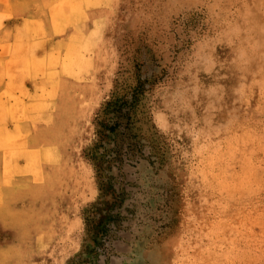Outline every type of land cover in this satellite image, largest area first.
Returning <instances> with one entry per match:
<instances>
[{"label":"rangeland","instance_id":"rangeland-1","mask_svg":"<svg viewBox=\"0 0 264 264\" xmlns=\"http://www.w3.org/2000/svg\"><path fill=\"white\" fill-rule=\"evenodd\" d=\"M88 5L91 28L78 39L62 20L66 50L39 60L33 102L14 98L13 123L50 116L45 133L3 141L0 264H264V0ZM10 62L19 84L24 62ZM137 79L143 158L112 169L110 196L90 160L95 122Z\"/></svg>","mask_w":264,"mask_h":264},{"label":"crops","instance_id":"crops-1","mask_svg":"<svg viewBox=\"0 0 264 264\" xmlns=\"http://www.w3.org/2000/svg\"><path fill=\"white\" fill-rule=\"evenodd\" d=\"M90 0H0V200L5 196V168L8 157L5 153L9 145L3 143L9 135H23L27 131L33 133L34 126L36 132L40 134L44 128L43 118H49L50 114L40 111L36 113L27 111L20 116L19 121L14 123L12 119L16 116L12 112L14 98H18L25 106L33 102V97L45 80L37 77L35 72L39 71L41 58L48 60L50 55H63L66 49H58L55 44L56 35L53 27L58 26L53 21L54 17L62 19L66 24L67 34H71L74 28L73 19H77V34L92 25L96 5H88ZM59 2L63 7L59 9ZM68 2H72L71 6ZM67 7V9H66ZM94 13V14H93ZM52 23V24H51ZM49 24L50 28L49 29ZM87 27V28H88ZM88 28V30H90ZM66 34V35H67ZM68 35V37H69ZM69 40V38H68ZM69 42V41H68ZM67 44V47H70ZM14 60H23L19 64L23 74L20 76L19 84H16L17 65L12 64ZM59 60L52 64V69L60 70ZM25 67V68H24ZM19 87L22 96L16 92ZM56 101V100H55ZM12 102V103H11ZM37 117L36 123H24L32 115ZM19 117V115H18ZM22 118V120H21ZM36 124V125H34ZM47 130V129H46ZM47 132V131H46ZM45 133V132H44ZM24 150L22 153H15L10 157L9 162L12 167V176L20 180L24 176L26 166L27 144L24 140Z\"/></svg>","mask_w":264,"mask_h":264},{"label":"trees","instance_id":"trees-1","mask_svg":"<svg viewBox=\"0 0 264 264\" xmlns=\"http://www.w3.org/2000/svg\"><path fill=\"white\" fill-rule=\"evenodd\" d=\"M143 91L144 84L137 79L129 90L112 94L95 122V139L90 148V160L96 176L101 179L100 190L110 196L115 191L112 185L115 178L110 174L112 169L119 171L122 166L132 165L143 158V144L135 126Z\"/></svg>","mask_w":264,"mask_h":264},{"label":"bare ground","instance_id":"bare-ground-1","mask_svg":"<svg viewBox=\"0 0 264 264\" xmlns=\"http://www.w3.org/2000/svg\"><path fill=\"white\" fill-rule=\"evenodd\" d=\"M55 23V24H57L58 26H56V30L54 29V27H53V30H54V32L52 33L53 34V36H54V34L56 35V37H58V35H60L59 36V38H60V40H55V44H56V46L57 47H60V45H61V43H62V38L65 36L64 35V26L62 27V19H60V18H57V17H54L53 18V21H52V23ZM51 23V24H52ZM49 26H50V24H49ZM62 27V28H61ZM74 30V29H73ZM61 48H63L62 46H61ZM75 61V60H74ZM23 68V67H22ZM25 68V67H24ZM20 102V101H19ZM12 103V102H11ZM21 107V106H20ZM9 141H10V139H8Z\"/></svg>","mask_w":264,"mask_h":264}]
</instances>
